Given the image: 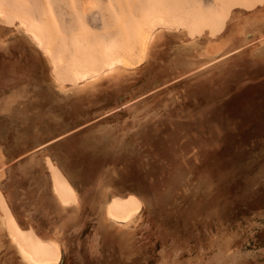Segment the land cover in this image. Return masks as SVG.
I'll use <instances>...</instances> for the list:
<instances>
[{
    "label": "crops",
    "instance_id": "0c3cea01",
    "mask_svg": "<svg viewBox=\"0 0 264 264\" xmlns=\"http://www.w3.org/2000/svg\"><path fill=\"white\" fill-rule=\"evenodd\" d=\"M240 76H264V3L232 10L214 37L158 31L137 66L76 85L57 82L28 38L0 33V264H27L9 219L56 244L58 264L106 251L111 198L143 206L157 195L160 134L184 140L190 120L217 131L222 108L236 106ZM50 166L73 190L72 204L56 194Z\"/></svg>",
    "mask_w": 264,
    "mask_h": 264
},
{
    "label": "rangeland",
    "instance_id": "374dc122",
    "mask_svg": "<svg viewBox=\"0 0 264 264\" xmlns=\"http://www.w3.org/2000/svg\"><path fill=\"white\" fill-rule=\"evenodd\" d=\"M263 3L0 0L6 19L0 18V33L28 38L44 56L49 51L50 58L45 57L51 68L55 66L52 76L73 84V68L90 69L114 54L137 59L141 37L155 27L190 37L194 32L196 37V32L221 33L232 10H252ZM31 35L43 42L42 48ZM239 79L236 106L233 102V107L222 108L217 131L213 123L190 120L184 140L182 135L171 140L160 134L158 191L152 203L142 206L134 196L114 197L118 215L138 205V216L127 225H112L106 251L87 259L86 254H69L71 260L64 256L63 264H264V76ZM196 95L201 101L211 99ZM183 145L191 150L187 157L182 155ZM50 168L56 194L73 201V190ZM8 228L20 244L30 245L36 258L58 264L59 248L20 231L11 219Z\"/></svg>",
    "mask_w": 264,
    "mask_h": 264
},
{
    "label": "bare ground",
    "instance_id": "6f19581e",
    "mask_svg": "<svg viewBox=\"0 0 264 264\" xmlns=\"http://www.w3.org/2000/svg\"><path fill=\"white\" fill-rule=\"evenodd\" d=\"M0 18H1V20H6V19H4L2 17V13H0ZM155 28L152 29V31L150 33H145L141 37L142 38L141 39V43H140V45L138 47L139 49H137L139 51L136 50L137 53L139 52L138 55H137V59L130 58L128 54H123L122 53V55L121 54L120 55L117 54V56H114L115 55L114 54V55H111V57H109V58H105V59L104 58H101L102 59L101 60V63L100 64H99V62L98 63H95V65H94L95 67H90V69H85V68L77 69V68H73L72 69V77H73V79L71 81L73 83V85L74 84L76 85V84H78L80 82H86V81L96 80L102 74H104V73H111V72H113L114 70H116L119 67H122V68H127V67L128 68H131V67L137 66L146 57V54H147L148 49H149V46H150L151 42L153 41V39L155 38L156 33L158 31H162V30H169V27H164V26L163 27L162 26H159V27H155ZM158 28H160V29H158ZM210 29H214V25H213V28H210ZM28 33H30V32H28ZM185 33H187V32H185ZM196 34L198 36H200L199 35V32H196ZM202 34H204V33H202ZM208 34H209L210 37H214V36L220 34V32L219 33L218 32H215V33H211V34L208 33ZM35 35L34 36L31 35L32 36L31 37L32 41L37 44V47L38 48H42L43 42L36 37L37 35L36 36ZM195 37H196V35H195V32H194V36H191L190 38H195ZM122 42H120V43H122ZM124 48H125V46H124ZM48 52L49 51H47V53H44V54H45V56H47V58H50ZM54 67L55 66L53 65L52 68H54ZM53 77H55V76H53ZM56 77H55V80L57 82L63 84V82L58 77H57L58 78V80H57ZM60 197H61V195H60ZM65 197H68V196L66 195ZM65 197L62 196L61 197V200H62V198L66 199ZM64 199L62 200V202H63L62 204H66L67 205V204L70 203V201L68 202V201H65ZM114 201L116 202V199L114 197H112L111 200L109 201V203L106 206V219H107L108 223L111 225V227L114 224H117V225H127V224L131 223L133 221V219H135V217L138 216V214H137V207H138V205H136L137 207L135 206V208L134 207H132V209L130 208L131 210L134 209L133 211H130L129 212V211L126 210L127 213L124 212L126 214H124V215L121 214L122 216L120 214L118 215L117 214L118 212L115 211V209H116L115 206H117V205H116V203H114ZM70 204H72V203H70ZM117 204H119V202ZM135 209H136V211H135ZM115 212H116V214H115ZM9 232H12V233H10L12 235L14 234L11 229L9 230ZM18 237L19 236H17V237L11 236V238H12V240H13V242H14L17 250H18V253H19L20 257L22 258V260L25 263H27V264H49L50 263L49 260L42 259V258H36V255H34L33 251H31L30 245L28 244L29 245V248L26 247V246H23L22 243L20 244V242L17 241L18 239H20ZM22 242H23V238H22ZM42 242L43 241H41L40 243H42ZM25 243L26 242H24L23 244L25 245ZM46 244H51L52 247H54V249L56 247L58 248V246L56 244H54V243L46 242ZM41 245L44 246L43 244H41ZM49 249H50V247H49Z\"/></svg>",
    "mask_w": 264,
    "mask_h": 264
}]
</instances>
